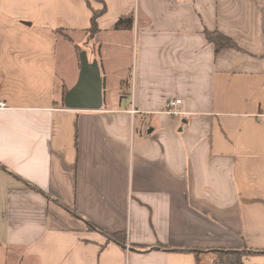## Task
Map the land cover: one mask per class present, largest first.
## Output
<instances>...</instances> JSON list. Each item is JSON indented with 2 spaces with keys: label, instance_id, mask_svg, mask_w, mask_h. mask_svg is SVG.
<instances>
[{
  "label": "crops",
  "instance_id": "1",
  "mask_svg": "<svg viewBox=\"0 0 264 264\" xmlns=\"http://www.w3.org/2000/svg\"><path fill=\"white\" fill-rule=\"evenodd\" d=\"M104 3L0 0V264H264V0Z\"/></svg>",
  "mask_w": 264,
  "mask_h": 264
},
{
  "label": "trees",
  "instance_id": "2",
  "mask_svg": "<svg viewBox=\"0 0 264 264\" xmlns=\"http://www.w3.org/2000/svg\"><path fill=\"white\" fill-rule=\"evenodd\" d=\"M96 1L103 3L104 6L102 9H99V10L92 8L91 27L88 30L90 37H92L93 35H95L96 32H98V21L97 20L102 15V13H104L106 10L104 0H96ZM124 20H125L124 18H120L119 21L116 23V27H120ZM205 35L207 39L215 45L216 52L224 48H232V49H238V50L240 49L238 44L233 39L222 34L219 31L206 30ZM76 49L80 57V53H81L80 47L76 46ZM66 92L67 91H65V94ZM118 240L121 243H124L125 236L123 235L121 239H118ZM211 252L213 253V255H216L213 259L212 264H245L243 261V258L247 256V254L249 253H254V252L248 251L247 249L237 250V249H223V248L213 249L211 250ZM194 253L198 261L199 260L198 256L201 252L198 250H195Z\"/></svg>",
  "mask_w": 264,
  "mask_h": 264
},
{
  "label": "water",
  "instance_id": "3",
  "mask_svg": "<svg viewBox=\"0 0 264 264\" xmlns=\"http://www.w3.org/2000/svg\"><path fill=\"white\" fill-rule=\"evenodd\" d=\"M81 62V76L76 85L66 93L65 105L74 109H97L102 104V78L99 66L89 65L82 53Z\"/></svg>",
  "mask_w": 264,
  "mask_h": 264
},
{
  "label": "built area",
  "instance_id": "4",
  "mask_svg": "<svg viewBox=\"0 0 264 264\" xmlns=\"http://www.w3.org/2000/svg\"><path fill=\"white\" fill-rule=\"evenodd\" d=\"M183 103V100L180 98L169 99L167 102L166 113L172 116H180L183 114V110L180 108V105ZM7 105L4 101L0 100V108H5Z\"/></svg>",
  "mask_w": 264,
  "mask_h": 264
},
{
  "label": "rangeland",
  "instance_id": "5",
  "mask_svg": "<svg viewBox=\"0 0 264 264\" xmlns=\"http://www.w3.org/2000/svg\"><path fill=\"white\" fill-rule=\"evenodd\" d=\"M76 38H78V37H76ZM80 41V40H79ZM80 43V42H79ZM68 46V45H67ZM70 48V47H69ZM63 43H61L60 45H59V48H58V59H59V61L61 62V59L63 58ZM78 60V59H77ZM65 65L67 66L66 67V71H65V73H66V77H69L70 79L72 78V74H73V70H72V68H71V63H70V60H65ZM60 67L61 66H59V70H58V75H63V74H65V73H63L62 72V70L60 69ZM216 255H213V257H211V258H213L214 259V257H215Z\"/></svg>",
  "mask_w": 264,
  "mask_h": 264
}]
</instances>
